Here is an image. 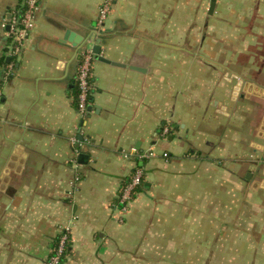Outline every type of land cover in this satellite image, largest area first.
Returning a JSON list of instances; mask_svg holds the SVG:
<instances>
[{"label": "crops", "instance_id": "obj_1", "mask_svg": "<svg viewBox=\"0 0 264 264\" xmlns=\"http://www.w3.org/2000/svg\"><path fill=\"white\" fill-rule=\"evenodd\" d=\"M26 1L0 0V264H48L66 228L59 264H264V0H37L11 59ZM98 40L120 65L94 56L81 117Z\"/></svg>", "mask_w": 264, "mask_h": 264}, {"label": "built area", "instance_id": "obj_2", "mask_svg": "<svg viewBox=\"0 0 264 264\" xmlns=\"http://www.w3.org/2000/svg\"><path fill=\"white\" fill-rule=\"evenodd\" d=\"M37 9V0H27L24 11L19 16L14 18L10 23V30L8 36L11 38V44L9 46L8 55L11 59L16 58L21 53L23 48V40L26 33L33 25L34 13ZM110 9V3L104 2L99 9V16L97 20L98 27L103 28V23L106 20L107 14ZM94 53L92 46L88 45L81 51V57L79 60L78 70L75 77V88H76V109L81 117L86 116L87 107L89 105V94L91 89V77H92V65H93ZM14 62L11 61L4 68V78L8 79L14 72ZM168 132V128H164V133ZM148 156L153 154L149 152ZM166 155V154H165ZM143 179V171L137 168L129 181L122 187L119 199L123 206V210L126 209L127 203L132 199L136 189L141 185ZM69 240L68 228L63 229L59 235L56 245L53 249L52 254L48 259V264H59L65 255L67 243Z\"/></svg>", "mask_w": 264, "mask_h": 264}, {"label": "water", "instance_id": "obj_3", "mask_svg": "<svg viewBox=\"0 0 264 264\" xmlns=\"http://www.w3.org/2000/svg\"><path fill=\"white\" fill-rule=\"evenodd\" d=\"M214 4H215V0H212L211 8H213V5H214ZM9 17H10V16H9ZM8 21H9V20H8ZM9 27H10V25L7 26L6 29H9ZM88 45H91V46H92V51H93V53H94V56L96 55V57H97L99 60L104 61V62H107V63L114 64V65H120V64H118V63H116V62H112V61H110V60H108V59H106V58H104L103 56L100 55V53H101V46H100V41H99V40L95 43V45L92 44V43H90V42H88V41H85V42L82 44V46L80 47V49L78 50V57H77V58H78L79 60H80V57H81V51H82V49H83L84 47L88 46ZM6 62H9V58L6 59ZM17 66H18V64H16V67H17ZM135 69H138V68H135ZM87 110L90 111V110H91V106H88V107H87ZM80 160H81V162L83 163L84 160H85V156L80 155ZM249 177H250V174L248 173L247 178H249Z\"/></svg>", "mask_w": 264, "mask_h": 264}, {"label": "trees", "instance_id": "obj_4", "mask_svg": "<svg viewBox=\"0 0 264 264\" xmlns=\"http://www.w3.org/2000/svg\"><path fill=\"white\" fill-rule=\"evenodd\" d=\"M22 11H23V8H22ZM64 258V257H63Z\"/></svg>", "mask_w": 264, "mask_h": 264}]
</instances>
